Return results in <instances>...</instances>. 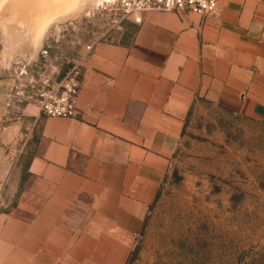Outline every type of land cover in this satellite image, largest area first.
<instances>
[{
	"label": "crops",
	"instance_id": "obj_1",
	"mask_svg": "<svg viewBox=\"0 0 264 264\" xmlns=\"http://www.w3.org/2000/svg\"><path fill=\"white\" fill-rule=\"evenodd\" d=\"M133 26L127 43L93 45L77 115L43 120L28 166L41 203L0 214V264H126L188 111L206 102L264 124V0Z\"/></svg>",
	"mask_w": 264,
	"mask_h": 264
},
{
	"label": "rangeland",
	"instance_id": "obj_2",
	"mask_svg": "<svg viewBox=\"0 0 264 264\" xmlns=\"http://www.w3.org/2000/svg\"><path fill=\"white\" fill-rule=\"evenodd\" d=\"M92 1L80 0L38 42L32 6L10 0L1 11L0 214L28 217L41 203L28 173L49 118L40 94L75 66L81 81L87 46L133 35L131 19L91 11ZM126 264H264V124L206 102L188 111Z\"/></svg>",
	"mask_w": 264,
	"mask_h": 264
},
{
	"label": "built area",
	"instance_id": "obj_3",
	"mask_svg": "<svg viewBox=\"0 0 264 264\" xmlns=\"http://www.w3.org/2000/svg\"><path fill=\"white\" fill-rule=\"evenodd\" d=\"M222 0H93L91 11L114 13L122 19L141 24L150 12H186L207 18L215 14ZM91 51L92 45L87 46ZM80 68L73 71L55 86L40 94L39 109L49 118H73L77 115L80 92Z\"/></svg>",
	"mask_w": 264,
	"mask_h": 264
},
{
	"label": "bare ground",
	"instance_id": "obj_4",
	"mask_svg": "<svg viewBox=\"0 0 264 264\" xmlns=\"http://www.w3.org/2000/svg\"><path fill=\"white\" fill-rule=\"evenodd\" d=\"M10 0L0 1V14L3 11L5 5ZM19 0L22 5L27 6L29 4L33 7V19L36 22L35 25V42H38L44 31L56 20L64 19L70 15L74 16V13H78L80 0ZM42 6H40V5ZM32 13V11H31ZM76 13V14H77ZM14 21V20H13ZM34 22V23H35Z\"/></svg>",
	"mask_w": 264,
	"mask_h": 264
}]
</instances>
